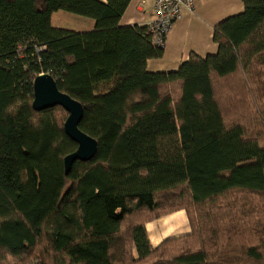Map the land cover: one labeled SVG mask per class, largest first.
Masks as SVG:
<instances>
[{
  "label": "trees",
  "instance_id": "1",
  "mask_svg": "<svg viewBox=\"0 0 264 264\" xmlns=\"http://www.w3.org/2000/svg\"><path fill=\"white\" fill-rule=\"evenodd\" d=\"M130 2L0 0V264H264V0L215 26L216 54L156 72ZM42 73L99 144L68 174V112L32 107ZM178 210L190 232L154 246L146 224Z\"/></svg>",
  "mask_w": 264,
  "mask_h": 264
},
{
  "label": "crops",
  "instance_id": "2",
  "mask_svg": "<svg viewBox=\"0 0 264 264\" xmlns=\"http://www.w3.org/2000/svg\"><path fill=\"white\" fill-rule=\"evenodd\" d=\"M106 1V0H103ZM245 10L243 0H193L190 8L183 10L167 33L165 52L160 58L148 61L149 71H176L192 54L206 57L216 54L218 44L214 41L215 26L229 16ZM64 10L52 14L58 25L76 31L91 30L95 20ZM76 15V16H74ZM153 0H131L121 18V24H149L154 19ZM151 243L157 246L164 239L189 233L191 228L185 210H178L146 224Z\"/></svg>",
  "mask_w": 264,
  "mask_h": 264
},
{
  "label": "water",
  "instance_id": "3",
  "mask_svg": "<svg viewBox=\"0 0 264 264\" xmlns=\"http://www.w3.org/2000/svg\"><path fill=\"white\" fill-rule=\"evenodd\" d=\"M61 106L68 112L64 122V130L78 147L64 157L65 172L68 174L75 161H90L98 152L96 138L84 132L79 124L84 116L83 104L66 92L59 89L57 82L50 73H42L34 80V99L32 107L35 111Z\"/></svg>",
  "mask_w": 264,
  "mask_h": 264
},
{
  "label": "built area",
  "instance_id": "4",
  "mask_svg": "<svg viewBox=\"0 0 264 264\" xmlns=\"http://www.w3.org/2000/svg\"><path fill=\"white\" fill-rule=\"evenodd\" d=\"M154 19L149 23L150 30L154 34V41L159 45L166 43L167 33L178 19L183 10L190 8L193 0H153Z\"/></svg>",
  "mask_w": 264,
  "mask_h": 264
},
{
  "label": "rangeland",
  "instance_id": "5",
  "mask_svg": "<svg viewBox=\"0 0 264 264\" xmlns=\"http://www.w3.org/2000/svg\"><path fill=\"white\" fill-rule=\"evenodd\" d=\"M63 13H67V12H63ZM72 14H73V13H72ZM57 16H59V15H56V16H55V19H54V22H55V23H53V24H56V25H58V22L56 21V20H57V19H56ZM74 16H76V15H74ZM56 25H55V26H56ZM60 28H64V27H60ZM234 109H235V108H234ZM231 114H232L231 110H230L229 108H225V115H226V116H229V117H228L229 120L232 118V117H230Z\"/></svg>",
  "mask_w": 264,
  "mask_h": 264
}]
</instances>
